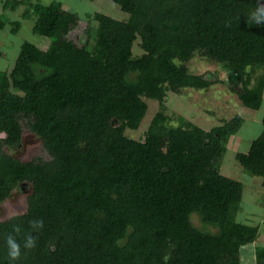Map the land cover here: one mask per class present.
Returning a JSON list of instances; mask_svg holds the SVG:
<instances>
[{
	"label": "trees",
	"instance_id": "obj_1",
	"mask_svg": "<svg viewBox=\"0 0 264 264\" xmlns=\"http://www.w3.org/2000/svg\"><path fill=\"white\" fill-rule=\"evenodd\" d=\"M111 1L127 18L95 11L79 35L82 18L58 1H0L44 39L22 42L12 68L0 71V204L29 191L25 212L0 220V264H8L3 240L13 218L26 227L32 217L45 227L19 264H241L258 227L240 219L243 185L219 163L244 119L204 130L167 115L164 100L217 82L189 72L198 56L226 75L236 70L239 88L226 83L244 108H261L264 25L241 15L255 0ZM19 21L9 22L11 33ZM149 100L159 109L131 138L126 131L139 129ZM260 125L234 159L264 189V112ZM23 127L46 158L12 155ZM253 255L264 264V247Z\"/></svg>",
	"mask_w": 264,
	"mask_h": 264
},
{
	"label": "rangeland",
	"instance_id": "obj_2",
	"mask_svg": "<svg viewBox=\"0 0 264 264\" xmlns=\"http://www.w3.org/2000/svg\"><path fill=\"white\" fill-rule=\"evenodd\" d=\"M50 1L53 0H41L42 3ZM55 1L60 2L64 8L71 9L82 18L78 22L77 31H75L77 35L87 25V14L91 15L95 11L119 20L127 18V14L122 12L111 0ZM21 12L20 9L14 12L0 9V22L6 24L0 29V71L12 68L22 42L29 41L40 46L44 42L43 38L32 32V20L22 19L20 17ZM18 18L20 20L19 29L13 34L9 31V22ZM91 24H94V22H91ZM133 52L136 54L140 52L136 45L133 47ZM186 65L189 72L193 74H211L217 79V82L206 90L186 88L179 95L168 92L164 100L167 115L171 117L181 115L204 130L219 125L222 121L230 119L235 114H239L244 119L243 125L238 132L228 139L226 151L219 163V169L223 175L238 180L243 185L240 219L258 227V238L255 243L242 247L240 261L241 264H256L252 253L254 254L255 250L264 247V189L260 187L261 178L252 177L243 172L241 167L235 162L234 155L237 152H246L251 140L260 131V119L264 112V102L258 111L244 108L240 104L236 93L226 83L227 75L225 72L213 62L195 56ZM238 88L239 85L235 86V89ZM158 109L156 101H147V111L139 129L126 131V134L134 139L142 137L143 131ZM171 123L173 124L174 121H171ZM0 136H3V134H0ZM165 144L166 140L164 138L160 143V148H164ZM5 151L7 150L5 149ZM12 155L24 162L38 156L46 158L39 138L25 127L22 128L20 146ZM28 193V190H13L11 196L0 204V220L23 214L26 210V196ZM191 220L194 226L200 227L195 216Z\"/></svg>",
	"mask_w": 264,
	"mask_h": 264
},
{
	"label": "clouds",
	"instance_id": "obj_3",
	"mask_svg": "<svg viewBox=\"0 0 264 264\" xmlns=\"http://www.w3.org/2000/svg\"><path fill=\"white\" fill-rule=\"evenodd\" d=\"M241 15L246 17L250 25H264V0H255V3H252V6ZM44 227L45 221L43 217L28 219L26 227L24 222L13 218L11 230L3 240L8 264H19L21 258L27 252L37 247L38 234L42 232Z\"/></svg>",
	"mask_w": 264,
	"mask_h": 264
},
{
	"label": "water",
	"instance_id": "obj_4",
	"mask_svg": "<svg viewBox=\"0 0 264 264\" xmlns=\"http://www.w3.org/2000/svg\"><path fill=\"white\" fill-rule=\"evenodd\" d=\"M227 82L232 83V85L237 86L239 82V75L236 70L232 71L227 75Z\"/></svg>",
	"mask_w": 264,
	"mask_h": 264
},
{
	"label": "crops",
	"instance_id": "obj_5",
	"mask_svg": "<svg viewBox=\"0 0 264 264\" xmlns=\"http://www.w3.org/2000/svg\"><path fill=\"white\" fill-rule=\"evenodd\" d=\"M262 235H263V234H262ZM262 235H261V236H262Z\"/></svg>",
	"mask_w": 264,
	"mask_h": 264
}]
</instances>
